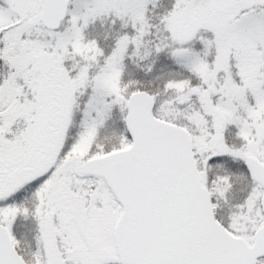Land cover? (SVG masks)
<instances>
[{"label": "snow or ice", "instance_id": "1", "mask_svg": "<svg viewBox=\"0 0 264 264\" xmlns=\"http://www.w3.org/2000/svg\"><path fill=\"white\" fill-rule=\"evenodd\" d=\"M0 264H264V0H0Z\"/></svg>", "mask_w": 264, "mask_h": 264}]
</instances>
